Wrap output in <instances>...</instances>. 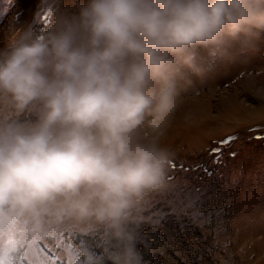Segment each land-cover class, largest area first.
I'll use <instances>...</instances> for the list:
<instances>
[{"label": "clouds", "instance_id": "obj_1", "mask_svg": "<svg viewBox=\"0 0 264 264\" xmlns=\"http://www.w3.org/2000/svg\"><path fill=\"white\" fill-rule=\"evenodd\" d=\"M0 48V236L71 234L74 264H147L182 94L264 37V0H74Z\"/></svg>", "mask_w": 264, "mask_h": 264}, {"label": "rangeland", "instance_id": "obj_2", "mask_svg": "<svg viewBox=\"0 0 264 264\" xmlns=\"http://www.w3.org/2000/svg\"><path fill=\"white\" fill-rule=\"evenodd\" d=\"M59 2L15 0V6L5 12L6 4L0 0V48L10 25L32 23L38 10ZM50 23L33 26L46 29ZM229 135L239 139L226 149L223 164L212 177L179 169L181 162L186 167L201 160L210 163L207 150ZM258 137H264V37L253 50L220 62L214 72L195 79L194 87L182 94L162 141L174 154L177 167L170 170L169 190L151 194L144 211L150 219L145 229H152L145 232L153 245L146 253L147 264H264V139ZM228 151L237 155L232 158ZM192 187L211 188L200 207L204 219L189 213L186 218L171 216L157 222L158 214L168 209L164 201ZM210 215L211 223H206ZM61 239L72 244L75 237L53 233L37 240L36 248L41 255L58 256L66 264Z\"/></svg>", "mask_w": 264, "mask_h": 264}, {"label": "snow or ice", "instance_id": "obj_3", "mask_svg": "<svg viewBox=\"0 0 264 264\" xmlns=\"http://www.w3.org/2000/svg\"><path fill=\"white\" fill-rule=\"evenodd\" d=\"M4 3L6 4V7L4 8L5 12L15 6V0H4ZM44 4H49V0H44ZM58 7V3H52L43 10H38L32 22L33 25L35 26L40 22L50 23L51 17ZM20 15V13L17 14L14 22H19ZM258 138L264 139V137ZM238 139V135H229L220 141L215 142L216 147L207 150V155L211 158L210 163L207 160H201L186 167L185 164L181 162L179 164V169L187 173H200L201 178L205 176L209 178L212 177L215 174V170L222 166L226 149H229ZM228 155L234 158L237 155V152L228 151ZM176 167L177 164L173 162L172 168L176 169ZM169 178L171 179V177ZM210 191V187L207 189L202 187H192L190 190H185L183 192H174V199H166L164 201V203L168 205V209L158 214L157 222H159L160 219H169L171 216L186 218L189 213H192L195 218L204 219V213L200 211V207L202 206L207 193ZM205 222L211 223V215ZM153 234L156 236L160 235L159 233L154 232V230ZM173 235H177V232H174ZM177 238L179 237L177 236ZM184 242L188 243L189 248H191L190 242L187 240ZM197 243H199V241H197ZM26 244L27 249L25 250V243L20 241L15 231H10L6 238L0 236V264H24V261L26 260L28 261V264H64V261L58 256L41 255L40 250L36 248V241H31ZM59 248L63 249L66 255V264H74L72 244L61 239ZM17 253H19V255H16ZM29 256L32 257L31 260L28 259Z\"/></svg>", "mask_w": 264, "mask_h": 264}]
</instances>
